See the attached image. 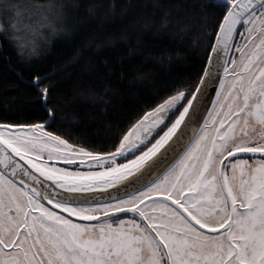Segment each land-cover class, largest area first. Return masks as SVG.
Here are the masks:
<instances>
[{"label": "snow or ice", "instance_id": "1", "mask_svg": "<svg viewBox=\"0 0 264 264\" xmlns=\"http://www.w3.org/2000/svg\"><path fill=\"white\" fill-rule=\"evenodd\" d=\"M211 7L203 73L168 85L107 150L50 130L51 85L33 76L48 119L0 121V264H264V0ZM63 11L0 0V31L31 56L22 29L55 30Z\"/></svg>", "mask_w": 264, "mask_h": 264}, {"label": "trees", "instance_id": "2", "mask_svg": "<svg viewBox=\"0 0 264 264\" xmlns=\"http://www.w3.org/2000/svg\"><path fill=\"white\" fill-rule=\"evenodd\" d=\"M57 2L69 6V27L39 60L23 61L0 35V121L47 120L31 87L34 75L47 76V106L57 108L50 130L100 150L173 81H197L222 15L214 0Z\"/></svg>", "mask_w": 264, "mask_h": 264}, {"label": "rangeland", "instance_id": "3", "mask_svg": "<svg viewBox=\"0 0 264 264\" xmlns=\"http://www.w3.org/2000/svg\"><path fill=\"white\" fill-rule=\"evenodd\" d=\"M62 3V2H58ZM64 5V11L61 18H56L55 15H52L50 18L52 19L53 23L56 25V29L53 30L51 27L47 26L46 22L41 21V23H45L44 28H39L38 25L33 24L32 28H35V31H32V28H23V39L26 41H29L30 46L32 43L35 45V54L31 56H24L23 61H27L29 63L37 61L41 58V54L45 47L48 44H52L53 42L60 41L63 39L66 35V27H69V20L68 19V11L69 6L65 3H62ZM27 22V21H25ZM0 35L3 36L5 39H7L11 45L14 47L13 43L9 39V34L6 31H0ZM65 35V36H64ZM64 36V37H63ZM63 37V38H62ZM15 48V47H14ZM16 50V48H15ZM17 51V50H16Z\"/></svg>", "mask_w": 264, "mask_h": 264}, {"label": "water", "instance_id": "4", "mask_svg": "<svg viewBox=\"0 0 264 264\" xmlns=\"http://www.w3.org/2000/svg\"><path fill=\"white\" fill-rule=\"evenodd\" d=\"M217 75H223L222 70H220L217 73ZM218 87H219V80L214 78L212 82L209 84L208 89H207V95H206L207 103L204 105L206 108L212 107L211 101L216 98V89Z\"/></svg>", "mask_w": 264, "mask_h": 264}]
</instances>
